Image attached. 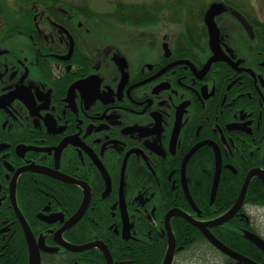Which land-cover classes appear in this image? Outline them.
Instances as JSON below:
<instances>
[{"label":"flooded vegetation","instance_id":"obj_1","mask_svg":"<svg viewBox=\"0 0 264 264\" xmlns=\"http://www.w3.org/2000/svg\"><path fill=\"white\" fill-rule=\"evenodd\" d=\"M250 172L207 227L219 241H264V0H0V264L30 261L12 200L39 264H106L58 232L112 264L157 247L161 264L167 214L214 222ZM168 226L171 264H238L183 216Z\"/></svg>","mask_w":264,"mask_h":264},{"label":"water","instance_id":"obj_2","mask_svg":"<svg viewBox=\"0 0 264 264\" xmlns=\"http://www.w3.org/2000/svg\"><path fill=\"white\" fill-rule=\"evenodd\" d=\"M206 22L209 25L210 29H215L214 23L212 22V19L210 16H207L206 18ZM210 45L212 48H215V45L217 44V40H216V33L214 31V33L210 32ZM255 174V172H250L242 189L240 192V195L237 199V201L234 203V205L228 210V212L226 214H224L221 218L215 220L214 222H210V223H201V222H192L186 215L184 214H180V213H172L169 212L165 218V227L166 230L168 231V247L164 256V259L162 261V264H171L172 262V256H173V250H174V240L173 237L171 235V233L169 232V226H168V221L170 216L172 215H180L183 216L186 220L190 221L194 226H196L201 233L203 234V236L205 237V239L217 250H219L220 252H222L223 254L235 259L237 261L238 264H241L242 262H250L248 261L246 258H244L243 256L237 254L236 252L230 250L228 247H226L224 244H222L217 238H215L207 229L208 226H211V224H221L223 222H225L226 220H228L233 213L235 212V210L239 207L242 198L245 194V190L247 188V184L249 182L250 177ZM215 188V183L213 185V190ZM12 204L14 206V210L16 211V215L17 218L19 219L22 228L24 230V234H25V238L28 244V248H29V257H30V261L29 264H39V256H38V252L34 246V240H33V236L29 230V228L27 227L24 219L22 218V216L20 215L15 202L12 200ZM80 215V212H78L75 216H73L67 223L66 225H70L72 222H74ZM246 238L251 241L253 244H255L258 248H260L261 250L264 251V241L259 238L258 236L250 233V232H246ZM56 241L61 244L62 246L70 249V250H74V251H83V250H87L93 247H98L99 249H101V251L104 254L105 260H106V264H112V259L106 249L105 246L102 245V243L100 242H93V243H88L82 246H73L70 244L65 243L64 241H62L61 238V232L57 233V238ZM264 264V263H263Z\"/></svg>","mask_w":264,"mask_h":264},{"label":"trees","instance_id":"obj_3","mask_svg":"<svg viewBox=\"0 0 264 264\" xmlns=\"http://www.w3.org/2000/svg\"><path fill=\"white\" fill-rule=\"evenodd\" d=\"M195 167L197 166V162L196 159L194 160V164ZM207 186L208 184L203 183L200 187L199 185L196 186L195 184V189H198L199 192H201V194L206 195V190H207ZM196 243L201 241V242H205V239L203 238V236L197 231L196 229ZM228 233V235H227ZM226 234L221 232L218 233V237L221 241V243H224V245H227L228 247L232 248L235 251H247L250 249H254L257 248V246L255 244H253L251 241H249L246 236L245 237H240L238 234H234L233 236L230 235L229 232H227ZM123 242V241H121ZM161 254H162V250L160 252V250H157V247L152 248L151 250V254L148 257H143L144 259H142L145 263H150V264H160V259H161ZM162 263V262H161Z\"/></svg>","mask_w":264,"mask_h":264},{"label":"rangeland","instance_id":"obj_4","mask_svg":"<svg viewBox=\"0 0 264 264\" xmlns=\"http://www.w3.org/2000/svg\"><path fill=\"white\" fill-rule=\"evenodd\" d=\"M202 247H207V245L203 244ZM206 258L205 256H203V259L201 261V264L204 263L203 260L207 261L208 264H221V262L223 261V258L221 255H219L218 253L214 252L213 250H207V253H206Z\"/></svg>","mask_w":264,"mask_h":264}]
</instances>
